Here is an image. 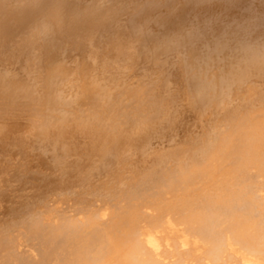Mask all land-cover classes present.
<instances>
[{
	"label": "bare ground",
	"instance_id": "6f19581e",
	"mask_svg": "<svg viewBox=\"0 0 264 264\" xmlns=\"http://www.w3.org/2000/svg\"><path fill=\"white\" fill-rule=\"evenodd\" d=\"M0 264H264V0H0Z\"/></svg>",
	"mask_w": 264,
	"mask_h": 264
},
{
	"label": "rangeland",
	"instance_id": "374dc122",
	"mask_svg": "<svg viewBox=\"0 0 264 264\" xmlns=\"http://www.w3.org/2000/svg\"><path fill=\"white\" fill-rule=\"evenodd\" d=\"M194 252H197L196 250H193Z\"/></svg>",
	"mask_w": 264,
	"mask_h": 264
}]
</instances>
